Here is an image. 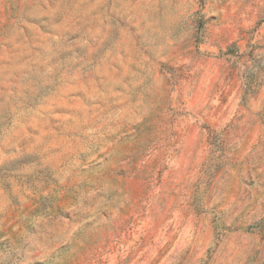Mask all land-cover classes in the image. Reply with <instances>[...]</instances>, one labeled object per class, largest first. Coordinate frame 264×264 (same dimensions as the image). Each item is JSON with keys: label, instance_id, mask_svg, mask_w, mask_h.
Wrapping results in <instances>:
<instances>
[{"label": "rangeland", "instance_id": "obj_1", "mask_svg": "<svg viewBox=\"0 0 264 264\" xmlns=\"http://www.w3.org/2000/svg\"><path fill=\"white\" fill-rule=\"evenodd\" d=\"M0 264H264V0H0Z\"/></svg>", "mask_w": 264, "mask_h": 264}]
</instances>
